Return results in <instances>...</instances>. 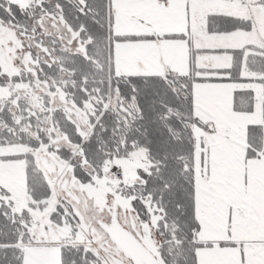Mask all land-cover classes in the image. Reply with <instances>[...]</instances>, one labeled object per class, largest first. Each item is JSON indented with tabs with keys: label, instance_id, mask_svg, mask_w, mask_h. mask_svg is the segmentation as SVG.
<instances>
[{
	"label": "snow or ice",
	"instance_id": "1",
	"mask_svg": "<svg viewBox=\"0 0 264 264\" xmlns=\"http://www.w3.org/2000/svg\"><path fill=\"white\" fill-rule=\"evenodd\" d=\"M0 264H264V0H0Z\"/></svg>",
	"mask_w": 264,
	"mask_h": 264
}]
</instances>
